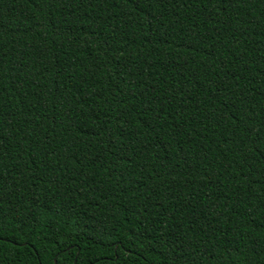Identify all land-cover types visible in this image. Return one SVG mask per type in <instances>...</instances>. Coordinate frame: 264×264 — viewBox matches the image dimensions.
<instances>
[{"label":"trees","instance_id":"1","mask_svg":"<svg viewBox=\"0 0 264 264\" xmlns=\"http://www.w3.org/2000/svg\"><path fill=\"white\" fill-rule=\"evenodd\" d=\"M54 260L264 264V0H0V264Z\"/></svg>","mask_w":264,"mask_h":264},{"label":"water","instance_id":"2","mask_svg":"<svg viewBox=\"0 0 264 264\" xmlns=\"http://www.w3.org/2000/svg\"><path fill=\"white\" fill-rule=\"evenodd\" d=\"M75 262V261H74ZM54 264H56V261L54 260Z\"/></svg>","mask_w":264,"mask_h":264}]
</instances>
